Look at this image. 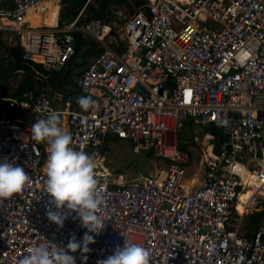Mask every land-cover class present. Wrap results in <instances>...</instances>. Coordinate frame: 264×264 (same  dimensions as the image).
<instances>
[{"label":"built area","instance_id":"2783aa9c","mask_svg":"<svg viewBox=\"0 0 264 264\" xmlns=\"http://www.w3.org/2000/svg\"><path fill=\"white\" fill-rule=\"evenodd\" d=\"M41 2L0 6V38L17 34L23 58L48 69L74 55L75 33L95 38L102 51L76 80L95 106L56 110L44 93L0 87V159L31 177L21 194L0 202V264H18L41 244L67 247L73 236L82 242L87 232L75 212L62 228L48 220L47 212L56 211L45 192L48 145L9 110L39 120L56 112L71 146L95 161L105 228L89 233L95 238L89 252L69 253L76 264H98L126 239L151 251L150 264H264V216L251 237L242 233L252 205L264 200V0H146L117 28L114 46L106 24L80 25L81 15L57 31L61 37L32 27L29 12ZM190 123L218 125L226 138L220 154L213 152L206 184L192 192L184 186L191 158L175 143ZM113 138L136 155L153 153L166 168L125 182L105 164ZM250 186L256 193L240 211Z\"/></svg>","mask_w":264,"mask_h":264},{"label":"clouds","instance_id":"9594fccd","mask_svg":"<svg viewBox=\"0 0 264 264\" xmlns=\"http://www.w3.org/2000/svg\"><path fill=\"white\" fill-rule=\"evenodd\" d=\"M77 103L84 110L95 106L90 97H78ZM221 124H227V121H221ZM31 134L35 141L48 145L45 192L51 196L50 203L56 208V211L47 212L48 220L62 228L68 215L75 212L87 232L82 242L73 236L67 247L34 246L18 260V264H76L75 257L69 253L89 252L88 245L95 243L94 236L89 233L99 235L105 228V220L100 215L105 202L104 189L95 175V161L84 151L71 146L72 136L61 128L60 118L54 111L47 119L35 122ZM30 184L31 177L22 167L14 166L7 158L0 159V202L21 194ZM150 258L149 249L126 239L123 247L117 246L113 255L98 264H150Z\"/></svg>","mask_w":264,"mask_h":264},{"label":"trees","instance_id":"16d2710c","mask_svg":"<svg viewBox=\"0 0 264 264\" xmlns=\"http://www.w3.org/2000/svg\"><path fill=\"white\" fill-rule=\"evenodd\" d=\"M64 8L60 17V27H65L72 23L76 17L85 9V19L79 22L82 24H89L93 21H107L110 23L116 14V8H127L132 12L135 8H140L145 4V0H94V3L87 4V0H62ZM82 14V15H83ZM117 30V29H116ZM115 31V30H114ZM74 40L77 42L74 55L66 63L62 70L57 71L55 69H47L40 64H36L27 61L22 55L15 58L10 62H6L0 58V86L10 81L12 76H15L19 80V85L15 91L17 95H21L24 92L36 90L41 92L42 89L50 85L53 91L69 92L67 80L69 77H79L83 73V69L87 64V59L100 53V44L91 37H86L81 33L74 34ZM78 71V73H75ZM82 71V72H81ZM16 79V80H17ZM45 79H47L45 81ZM67 83H66V82ZM72 89L82 93L79 88L73 87ZM36 92V93H37ZM84 95V94H83ZM84 97H90L91 95H84ZM194 124L190 123L187 126L191 128ZM186 126V127H187ZM203 134H211L214 136V153L220 154V148L226 141L223 135V130L218 125H210L207 127H200ZM114 142H122L121 140L114 139ZM192 145L195 144L194 140L191 141ZM184 151H188V145L186 148H182ZM108 146L105 147L104 152H108ZM153 155V153H149ZM154 156V155H153ZM264 211H257L250 216V224L258 226Z\"/></svg>","mask_w":264,"mask_h":264},{"label":"rangeland","instance_id":"374dc122","mask_svg":"<svg viewBox=\"0 0 264 264\" xmlns=\"http://www.w3.org/2000/svg\"><path fill=\"white\" fill-rule=\"evenodd\" d=\"M46 0H42L40 3L43 4ZM39 5V6H40ZM50 9L47 14L46 23L55 26L58 17V7L48 6ZM38 8V7H37ZM118 19L113 22L114 28H119L128 18L129 13L126 10H122L118 14ZM33 20L36 25L39 26L41 17L34 15ZM115 31H113L114 33ZM8 43V53L13 54L17 50L15 40ZM185 133L180 132L179 140L181 148H186L192 153V160L189 165L188 173L184 179V185L187 191H195L198 188L203 187L207 182V176L211 172L209 163L213 162V151L211 140L208 139L206 134H203L200 127L193 125L191 128L188 126L184 130ZM188 140V138H190ZM194 140L195 144L192 145L191 141ZM109 151L106 154V166L118 176H123L125 182L137 178L140 175H160L161 172L166 168L167 163L162 159L156 158L153 155L141 154L136 155L132 151L131 144L127 142H111L108 144ZM212 151V152H211ZM256 191L254 186L248 188L247 192L242 194L240 197V207L243 204H248L251 198L255 195ZM261 201L252 205L253 212H255L260 206ZM259 204V205H258ZM248 217H245L244 223H247ZM234 224H236L234 222Z\"/></svg>","mask_w":264,"mask_h":264},{"label":"crops","instance_id":"0c3cea01","mask_svg":"<svg viewBox=\"0 0 264 264\" xmlns=\"http://www.w3.org/2000/svg\"><path fill=\"white\" fill-rule=\"evenodd\" d=\"M145 2H146V0H145ZM94 3V2H93ZM49 5H51V6H55V7H58L59 8V10H58V17H57V23H56V25L55 26H51V25H49V24H47L46 23V19H47V14H48V11H49ZM0 6L1 7H4V8H8V9H12V8H14V3H13V0H0ZM63 8H64V5L62 4V0H46L43 4H41L40 6H38V8H35V9H33V10H31L30 12H29V15H28V22L30 23V25L32 26V27H34L33 26V24H32V22H33V20H32V17L34 16V15H37V16H39V17H41V20H40V23H39V26H37V27H34V28H40V29H46V30H53V31H55V34H56V36H58V37H61L62 36V34H60V33H58L60 30H62V29H65V27H60L59 25H60V17H61V13H62V10H63ZM115 9L117 10L116 11V14H115V16H114V18L112 19V21L110 22V23H105V22H107L106 20L105 21H100V20H97V21H93V22H101V23H103V24H106L109 28H110V34L107 36V42H112V44H113V46H114V40H113V38H115V36H116V28H114L113 26H112V24H113V22H115L117 19H118V14L122 11V10H126L128 13H129V16L135 11V9L132 11V12H130L127 8H116L115 7ZM84 11H85V9L76 17V19L81 15V17H80V21L82 20V18H83V20L85 19V15L83 14L84 13ZM83 14V15H82ZM75 19V20H76ZM74 20V21H75ZM36 23V22H35ZM92 23V22H91ZM83 25V24H82ZM68 26V25H67ZM115 30V32L113 33V31ZM58 31V32H57ZM82 34V33H81ZM64 35V34H63ZM84 35V34H83ZM84 36H86V37H91V36H88V35H84ZM91 38H93V37H91ZM94 40H96L95 38H93ZM13 40H15V42H16V45H17V50H15V53H13V54H10V53H8V51H7V49H8V43H7V41H9V43H11ZM97 41V40H96ZM98 42V41H97ZM77 43V42H76ZM99 43V42H98ZM100 44V43H99ZM117 46H115V48H116ZM101 51H102V48H101V45H100V48H99ZM101 51H100V53H101ZM100 53H98V55L100 54ZM23 54V48H22V43H21V41H20V38H19V36L17 35V34H15V33H12V32H4L3 33V35H2V37L0 38V58L1 59H4L6 62H10V61H12V60H14L15 58H17V57H19L20 55H22ZM98 55H96V56H93V57H90V58H88L87 59V64H86V66L84 67V69L82 70V71H84L87 67H88V65L90 64V62L91 61H93ZM48 69V68H47ZM62 69H63V67H62ZM61 69V70H62ZM56 70V69H55ZM57 71H60V70H57ZM81 71V72H82ZM75 73H78V71H76ZM80 77V76H79ZM79 77H69L68 79L69 80H67L66 79V81H68L69 83H67L66 81V83H67V85L69 86V87H75V88H77V85H76V80L79 78ZM17 78L15 77V76H12L11 77V79H10V81L8 82V83H6V84H2L0 87L1 88H5V89H10V88H12V87H15L16 89H17V87H18V85H19V80L17 79ZM47 79H45V81H46ZM72 88H69V92H65V93H63V91H53L52 90V88L50 87V85H47L46 86V88H44V89H42L41 90V92L39 93V92H37L36 90H31V91H28V92H35V94H42V93H44V94H46L49 98H50V100H51V102H52V106L56 109V110H64L66 107H67V104H71L72 105V107L74 108V109H76V110H79V111H86V110H84V109H82L81 107H80V105L77 103V98L78 97H81V96H84L82 93H79V92H77V90H74V89H72ZM16 91V90H15ZM37 92V93H36ZM25 93V92H24ZM92 96V95H91ZM93 97V96H92ZM93 101V100H92ZM4 107L3 106H1L0 105V111L3 109ZM90 109V108H89ZM88 109V110H89ZM9 110V109H8ZM9 115L12 117V118H14V119H19V120H23L24 122H26L27 124H29V125H33L35 122H37L39 119L37 118V116H35V115H31V114H27V113H21V112H19V110H9ZM66 123V120H61L60 119V126H61V128L65 131V124ZM186 129V127L183 129V130H181L182 131V133H185L184 132V130ZM181 131H179L178 133H177V135H176V137H175V143H176V145H177V147L182 151V152H184V153H187L189 156H190V158H192V153L188 150L187 152L186 151H184L182 148H181V146H180V140H179V138H180V136H179V134H180V132ZM206 136H213V135H211V134H206ZM214 137V136H213ZM191 139V137L190 138H188V140H190ZM208 139H211V138H209L208 137ZM108 140H110L109 142H108V144H110L111 142L113 143L114 141H113V139H108ZM213 140L214 139H211V143H212V148H211V150L214 152V144H213ZM211 151V152H212ZM215 154V153H214ZM217 155V154H216ZM192 160V159H191ZM185 186V185H184ZM258 200H260L261 201V203H260V206H258L259 208L255 211V212H257V211H264V200H262V199H258ZM259 205V204H258ZM255 212H253V213H255ZM252 213V214H253ZM251 214V215H252ZM251 215H249V216H246V217H248V221H247V223L245 224L244 223V221H245V218H244V221H243V228H242V233L243 234H245V235H247V236H249V237H251L252 235H253V233L255 232V230L260 226V224H261V222H262V218H263V216H264V214L262 215V217H261V220H260V222H259V225L258 226H255V225H252L251 226V222H250V216ZM235 226H236V224H234L233 222L230 224V226H229V228L230 229H234L235 228Z\"/></svg>","mask_w":264,"mask_h":264},{"label":"water","instance_id":"95a60500","mask_svg":"<svg viewBox=\"0 0 264 264\" xmlns=\"http://www.w3.org/2000/svg\"><path fill=\"white\" fill-rule=\"evenodd\" d=\"M72 45H73L75 48L77 47V43H76L75 40L72 42ZM55 69H56V70H61L62 67L58 66V67H56Z\"/></svg>","mask_w":264,"mask_h":264},{"label":"bare ground","instance_id":"6f19581e","mask_svg":"<svg viewBox=\"0 0 264 264\" xmlns=\"http://www.w3.org/2000/svg\"><path fill=\"white\" fill-rule=\"evenodd\" d=\"M32 20H33V17H32ZM32 24H33V26H34V27H37V25H36V23H35V21H34V20H33ZM250 187H251V186H250ZM249 203H250V201H249ZM249 203H248V204H249ZM239 210L241 211V207H240V209H239Z\"/></svg>","mask_w":264,"mask_h":264}]
</instances>
